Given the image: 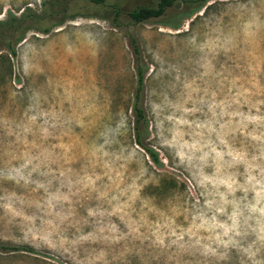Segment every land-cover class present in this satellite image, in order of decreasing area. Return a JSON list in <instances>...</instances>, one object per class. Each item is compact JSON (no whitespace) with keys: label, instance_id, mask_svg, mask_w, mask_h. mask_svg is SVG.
I'll return each instance as SVG.
<instances>
[{"label":"rangeland","instance_id":"1","mask_svg":"<svg viewBox=\"0 0 264 264\" xmlns=\"http://www.w3.org/2000/svg\"><path fill=\"white\" fill-rule=\"evenodd\" d=\"M48 1L0 0L47 28L0 60V264H264V0Z\"/></svg>","mask_w":264,"mask_h":264},{"label":"trees","instance_id":"2","mask_svg":"<svg viewBox=\"0 0 264 264\" xmlns=\"http://www.w3.org/2000/svg\"><path fill=\"white\" fill-rule=\"evenodd\" d=\"M49 0L48 2H52ZM95 4H102L106 0H88ZM207 0H157L152 6L139 5L131 10L127 11L126 14L129 19L136 22H143L149 19L156 18V20L163 25L177 28L180 24L182 17H189L202 8ZM43 4L46 1H42ZM24 11L16 16L10 11L6 12L4 19L0 20V40H4L5 47L7 50L6 54L0 53V60L7 58L8 55L14 56V46L21 41L24 32L28 29H34L39 32H46L47 28H40V19L35 13L29 8L25 7ZM118 12L115 11L114 15ZM130 43L133 46L135 54V73H136V86L134 89L133 101L131 105L133 115V127L132 134L134 143L140 147L150 160L157 166L161 163L157 157L156 151H154L145 142L148 135V121L145 115L144 108L142 106L141 92L143 88V65L139 59L137 48L135 46V40L129 37ZM7 248V247H3ZM29 250V249H26Z\"/></svg>","mask_w":264,"mask_h":264}]
</instances>
